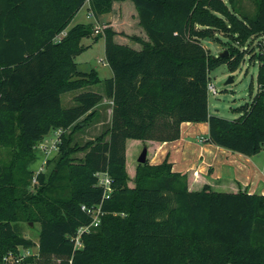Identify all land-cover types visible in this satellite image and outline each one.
<instances>
[{
    "label": "trees",
    "instance_id": "16d2710c",
    "mask_svg": "<svg viewBox=\"0 0 264 264\" xmlns=\"http://www.w3.org/2000/svg\"><path fill=\"white\" fill-rule=\"evenodd\" d=\"M125 0H0V264H264V195L215 191L205 184L188 188L186 174L165 159L137 163L126 171L128 140L171 142L184 122L207 123L205 143L246 157L264 145V52L245 48L264 36V0H250L254 15L240 11L241 0H130L148 41L134 50L115 43L105 27H69L87 4L95 19ZM62 32L65 35L56 40ZM229 42L211 54L202 41ZM103 38L112 77L103 81L110 99L109 125L83 145L72 134L91 125L103 96L83 91L63 108L61 95L100 83L94 70L78 71L82 39ZM264 51V47L262 48ZM245 57L258 62L257 91L227 120L208 110L209 74L225 64L235 72ZM60 129L53 169L35 176L28 164L36 147ZM69 132L66 134V131ZM144 148V146H143ZM83 156L76 158L75 153ZM49 165V163H48ZM107 172L111 193L103 198L96 173ZM131 183V184H130ZM101 207L99 225L81 206ZM39 224L37 244L21 223ZM37 247L33 256L5 261L17 248Z\"/></svg>",
    "mask_w": 264,
    "mask_h": 264
},
{
    "label": "crops",
    "instance_id": "0c3cea01",
    "mask_svg": "<svg viewBox=\"0 0 264 264\" xmlns=\"http://www.w3.org/2000/svg\"><path fill=\"white\" fill-rule=\"evenodd\" d=\"M128 1L131 2L130 0L114 1L109 13L93 19L99 23L100 27H109L116 32L114 36L115 43L128 46L134 50H140L142 45L133 41L131 37L140 38L142 41H148V39L143 29L138 25L137 14L133 3L131 2L132 5L127 4ZM244 4L245 6L250 5L245 2ZM123 8L128 9V17L124 18L122 12ZM69 27L71 26L69 25ZM205 41L209 43L213 42L204 40L202 44ZM203 46L207 48L204 44ZM210 52L212 54L211 50ZM102 67L104 74H106V76L102 78L97 70L92 69L96 72L100 80V83L97 85L101 87L98 89L97 93L103 96L101 103L95 107L96 115L91 123V126L95 127H99L102 124L99 117H101L103 113V108L107 111V119L104 122L107 126L109 125L111 114L112 102L103 95V81L111 78L112 72L107 63H104ZM198 130H201L203 134L205 133L203 138H206L208 134V124L181 123L179 139L171 142L160 143L146 141L143 144L141 141L128 140L126 142L125 154L126 171L129 178L132 179L135 173L137 164V159L135 158L136 149L140 146H144L147 150L146 160L149 164L157 165L167 159L172 166L173 172L187 175L188 188L190 190H200L203 185L207 184L215 191L236 192L238 190H245L250 194H264V192H256L260 177L255 171L257 167L250 162L252 159L251 157L232 153L224 148L199 141L198 139L194 140L193 136H197ZM253 167H255V169ZM207 172H210V175L206 177L204 174ZM241 174L247 176V178H238L237 175ZM233 179L237 181L235 185L232 183L233 181H231ZM245 185H248V187Z\"/></svg>",
    "mask_w": 264,
    "mask_h": 264
},
{
    "label": "rangeland",
    "instance_id": "374dc122",
    "mask_svg": "<svg viewBox=\"0 0 264 264\" xmlns=\"http://www.w3.org/2000/svg\"><path fill=\"white\" fill-rule=\"evenodd\" d=\"M243 1V2H242ZM250 4L246 5L244 4ZM127 4L132 5L131 2H127ZM240 11L244 12L247 15H254L255 7L249 0H241L240 3ZM123 16L128 17L129 11L126 8L122 10ZM75 24H92L94 26H98L100 29L102 27L99 26L91 14H88L87 11V4L83 6L74 16L72 19L70 26ZM219 41H213L209 43L207 41L203 42V44L212 51V54L217 56L219 52L223 51L227 47V43L229 42L228 38L224 35L218 34ZM81 44L86 48L83 53L75 58V62L78 65V70L81 72H89L92 69L98 71L100 77H105L106 74L103 72L102 65L106 63L104 59V44L103 38L99 37L97 39L94 36L89 38H84L81 41ZM258 62H254L250 64L248 58L245 57L243 63L235 72H229L227 66L222 64L215 68L209 74V81L212 83L216 90V95L208 93V110L211 115H215L227 120H232L236 118L238 115L236 114V109L245 105L246 103L250 102V88H251V95L254 96L257 91V80L256 75L258 72ZM102 69V70H101ZM103 72V73H102ZM231 77L232 83L226 84L227 79ZM101 86L94 85L89 86L87 88L71 91L61 95V105L63 108H68L74 105L73 97L78 94L79 92L83 91H91L97 92ZM106 108V107H105ZM102 121V124L99 127L95 126H87L82 130L75 131L72 134V144L83 145L89 140L95 139L99 136L102 132L105 131L106 123H104L107 119V111L103 108V113L101 117H99ZM98 118V119H99ZM197 136H193L194 140H199L204 142L205 133L203 134L201 130H198ZM203 131V130H202ZM69 132L66 131V134ZM57 135L55 131L50 132L42 141L43 144L49 146L51 142L55 141ZM143 146H140L136 149L135 158L137 159L140 155ZM5 151H0V158L6 159ZM238 154V153H235ZM76 158H80L83 156L82 152H77L74 154ZM243 156V155H242ZM59 155L56 150H52L50 152L43 151L39 146L36 147L34 151V159L28 164L27 168L29 171L33 173L32 179L28 189L30 191L33 190L34 185L36 184L33 179L36 173L42 172L47 176L49 172L53 169L56 160L58 159ZM246 157V156H245ZM251 163L255 164L256 172L258 173L260 180L258 181L256 192H264V145L262 150L251 157ZM49 163V165H48ZM255 169V167H253ZM210 175V172L204 174V176ZM238 178L245 179L247 176L244 175H237ZM240 176V177H239ZM243 177V178H242ZM233 181L234 185L236 184L235 179ZM131 184V183H130ZM248 187V185H245ZM264 195V194H263ZM21 228L23 235L31 239L35 244H37L38 236H39V224L35 223H21ZM37 253V247H32L29 249L17 248V253L8 252L7 255L3 257V260H13L15 258L21 259L24 257L33 256Z\"/></svg>",
    "mask_w": 264,
    "mask_h": 264
},
{
    "label": "built area",
    "instance_id": "2783aa9c",
    "mask_svg": "<svg viewBox=\"0 0 264 264\" xmlns=\"http://www.w3.org/2000/svg\"><path fill=\"white\" fill-rule=\"evenodd\" d=\"M100 30L101 29L98 26H95V32H98ZM64 35H65V32H62L60 35H58L56 37V40H60V38L63 37ZM263 47H264V36L251 37L245 45L246 49L252 50L254 53H259V52L263 53L264 52L262 50ZM207 91H208V93H211L213 95H216V93H217L211 82H208V84H207ZM55 133L57 135V138L55 139V141L51 142V144H49V146H46L45 144H43L41 142L38 145L39 148H41L43 151H47V152H50L52 150H56L57 145L60 141L59 136L62 133V131L60 129H58L55 131ZM38 173H39V171L36 174H38ZM96 177H97V185L99 187H101L103 190V198H108L111 191H112L111 190V179H110L108 173L107 172H98V173H96ZM33 181L35 182V177H34ZM81 210L83 212H85L90 217L91 220H90V223L88 225H86L84 227H80L77 230V234L74 238V247L76 249L81 247L80 236L83 233H88L92 229L96 228L100 223V216L102 215L100 205L92 206V207L81 206ZM5 261H8V260H5ZM67 264H72L71 260Z\"/></svg>",
    "mask_w": 264,
    "mask_h": 264
},
{
    "label": "water",
    "instance_id": "95a60500",
    "mask_svg": "<svg viewBox=\"0 0 264 264\" xmlns=\"http://www.w3.org/2000/svg\"><path fill=\"white\" fill-rule=\"evenodd\" d=\"M227 54V52H224V53H220L218 56L219 57H223ZM229 83H232V78L229 77L226 81V84H229ZM146 155H147V150L146 148L144 147L140 153V155L138 156L137 158V163H144L146 161Z\"/></svg>",
    "mask_w": 264,
    "mask_h": 264
}]
</instances>
